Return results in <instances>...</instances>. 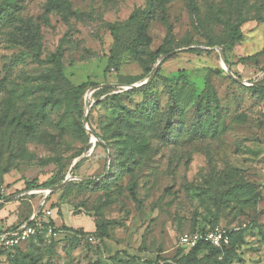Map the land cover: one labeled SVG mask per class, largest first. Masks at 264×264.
Listing matches in <instances>:
<instances>
[{
  "label": "rangeland",
  "instance_id": "1",
  "mask_svg": "<svg viewBox=\"0 0 264 264\" xmlns=\"http://www.w3.org/2000/svg\"><path fill=\"white\" fill-rule=\"evenodd\" d=\"M193 1L162 0L142 53L105 74L108 26L148 10V0H67L68 18L46 12V0H0V231L39 210L50 189L23 192L24 181L41 186L63 164L68 183L46 208L55 226L86 234L38 237L0 264H175L180 237L211 227L243 232L229 264H264V0H240L243 38L228 48L227 70L219 51L235 4ZM163 46L174 50L150 80ZM87 82L107 93L87 89L80 114L66 83ZM109 161V180L84 184ZM206 255L200 264L213 263Z\"/></svg>",
  "mask_w": 264,
  "mask_h": 264
},
{
  "label": "trees",
  "instance_id": "2",
  "mask_svg": "<svg viewBox=\"0 0 264 264\" xmlns=\"http://www.w3.org/2000/svg\"><path fill=\"white\" fill-rule=\"evenodd\" d=\"M162 0H148V10H135L128 18V20L125 23H114L108 26V30L110 32V35L112 37V48L110 50V56L109 59L107 61V66L105 69V74L108 73L111 69L114 70H118L119 65H120V58L122 55L124 54H130L134 57H138L140 55V53H142V48L145 45V41H146V30L148 27L149 22L152 20L153 17H155L156 13L158 12V8L159 5L161 4ZM189 4L191 7H194V1L193 0H188ZM234 4H235V13L234 16L232 18V20L227 24V28L229 31V36H228V42L226 44L225 47L222 48L223 50V54H224V58H225V63L227 65V67L231 68L232 65H234V63L230 60L229 54H228V48H230L231 46H233L234 44L239 43L242 38H243V33H242V25L244 24V15H243V10H242V4H240V0H233ZM46 12L50 13V12H59L64 18H68L71 14V9H70V5L67 2V0H46ZM209 45V46H208ZM207 46L210 47L211 44H208ZM173 48H171V46H163V48H161L155 55L154 57H152L151 61L152 63H155L157 61V59L161 56V55H167L169 53L173 52ZM188 52L190 53H196L198 52L197 50H189ZM60 58L61 55L57 54L53 57L52 61L53 64L55 66L56 72L57 74L60 76L61 79H64L63 74H62V70H61V64H60ZM237 63H242V60H238ZM150 73V71H149ZM211 73V71H210ZM217 74H220L219 72H216ZM159 73H156V75L154 76V79L158 76ZM150 74H148L149 77ZM134 81V80H132ZM66 87H67V95L72 103L73 109L76 110L77 112H79L80 114H82L81 111V100L82 97L85 93V91L89 88H95L98 87L96 84L93 83H84L81 84L79 86H73L69 83H66ZM206 88L209 89L210 88V84H206ZM107 93V89L105 88H101L99 89L94 95L95 98H100L103 95H105ZM141 94L146 95L145 94V88H143L140 91ZM205 99L206 100V105L208 104V100H209V94L205 92H203L200 96H199V103H202ZM207 110V109H206ZM142 120H141V125L143 126V128L145 129V127H147L146 125H148V123H150V115L149 113H147V110H142ZM207 113V112H205ZM134 114V113H133ZM208 115H205L204 119L201 118L200 120V125L199 127H201L203 130H205L204 133H210V129H212V126L209 124V119H208ZM205 127V128H204ZM206 127H208V130H206ZM92 133L95 135V137L98 140H104V137L101 136L100 134H98L96 132V130H94V128L90 127ZM214 131V130H213ZM55 163V162H54ZM49 163H47L45 166H47ZM56 169V168H55ZM65 169V165H60L59 167H57V169L55 170L56 173L54 174V176L50 179L45 181L43 184H41V186L37 185V182L35 180L32 181H24V188H23V192L26 191H31L33 189H38V188H51L54 186L59 185L62 180H63V171ZM10 170L6 169L4 170L3 174H7ZM112 162L109 161V165H108V169L106 170V162L104 163V168L103 171L100 175H98L96 178L92 179V178H87L86 180H84V184H88L91 186L94 185H98L101 183L106 182L107 180L110 179V177H112ZM83 182L79 183V184H83ZM2 185L0 184V189H1ZM10 186L7 185L6 188L8 189ZM134 197V194H132ZM48 199V198H47ZM47 201V200H46ZM2 208V206H0V209ZM44 209H50L51 210V206L49 205L48 208H46V202H45V206L40 210V214H42ZM35 210H32L31 214L28 216V218H26V220H24L23 222H21L19 225L15 226V227H11V228H7L4 230H13L18 228L19 226H21L22 224L28 223L29 225L32 224L30 220V218L32 217V215L34 214ZM51 222V226L54 229V233H58L61 232V234L64 235H79L81 234L82 236H85L86 234H82V233H78L72 229L66 228V227H57L55 226L54 222H53V218H51L50 220ZM215 227H211L208 228L206 230H194V231H190L189 233H195V232H207L211 229H213ZM4 230H1V232H3ZM44 235H47L46 231H43L41 233H38L37 235H35L34 237H31L27 242L35 240L38 237H44ZM242 239H243V232L238 231V232H231L230 237H229V244L226 247H222L221 249H216L213 248L207 244H199L197 247L186 251L184 248L180 247V250L175 258H174V263L175 264H194V262H198V264L201 263V260H198L199 255L203 252H205L206 255V261H209L210 259H213V263L212 264H229L232 259L234 258V250L238 247V245L240 243H242ZM21 246V245H20ZM20 246L13 248V249H9V250H0V255L10 251V250H14V249H18ZM183 256H181V254Z\"/></svg>",
  "mask_w": 264,
  "mask_h": 264
},
{
  "label": "built area",
  "instance_id": "3",
  "mask_svg": "<svg viewBox=\"0 0 264 264\" xmlns=\"http://www.w3.org/2000/svg\"><path fill=\"white\" fill-rule=\"evenodd\" d=\"M46 200L43 199L40 204V209L34 212L29 221L32 224H22L13 230H4L0 233V250H9L16 248L26 243L31 237H34L38 233L46 231L48 236H56L61 232L54 233V229L51 226L52 211L50 209H44L42 214L39 215L40 210L45 206ZM231 230H227L223 227H215L207 232H195L185 233L180 237L179 247L189 251L199 244H207L213 248L221 249L229 244V237Z\"/></svg>",
  "mask_w": 264,
  "mask_h": 264
},
{
  "label": "water",
  "instance_id": "4",
  "mask_svg": "<svg viewBox=\"0 0 264 264\" xmlns=\"http://www.w3.org/2000/svg\"><path fill=\"white\" fill-rule=\"evenodd\" d=\"M219 52H220V58H221V61H222L223 67H224L225 70H227L223 51L221 50V51H219ZM170 55H171V54H168V55L164 56V57L161 59L160 63L157 64V66H156V68H155L153 74L150 76V80L152 79L153 75L157 72V70L160 68V64H161V62H162L164 59L170 57ZM98 88H101V87H98ZM89 133L92 134L91 131H89ZM67 183H68V180H65V181H64L62 184H60L59 186H56V187H53V188H50V189L45 190L44 193H46V196H45L44 199H46L47 196H48L51 192L58 190L59 188L65 186Z\"/></svg>",
  "mask_w": 264,
  "mask_h": 264
}]
</instances>
